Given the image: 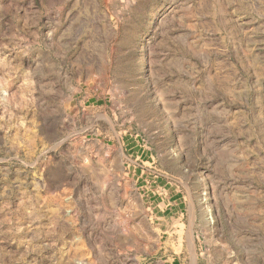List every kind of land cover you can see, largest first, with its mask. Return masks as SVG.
<instances>
[{"label":"rangeland","instance_id":"1","mask_svg":"<svg viewBox=\"0 0 264 264\" xmlns=\"http://www.w3.org/2000/svg\"><path fill=\"white\" fill-rule=\"evenodd\" d=\"M176 262L264 264V0H0V264Z\"/></svg>","mask_w":264,"mask_h":264},{"label":"bare ground","instance_id":"2","mask_svg":"<svg viewBox=\"0 0 264 264\" xmlns=\"http://www.w3.org/2000/svg\"><path fill=\"white\" fill-rule=\"evenodd\" d=\"M200 181L203 182V178H201V180H199V182H200Z\"/></svg>","mask_w":264,"mask_h":264},{"label":"crops","instance_id":"3","mask_svg":"<svg viewBox=\"0 0 264 264\" xmlns=\"http://www.w3.org/2000/svg\"><path fill=\"white\" fill-rule=\"evenodd\" d=\"M175 264H177V262Z\"/></svg>","mask_w":264,"mask_h":264}]
</instances>
